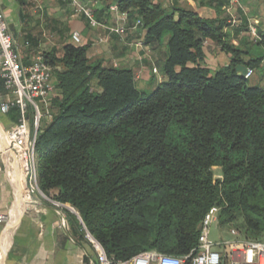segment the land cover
<instances>
[{
    "label": "trees",
    "instance_id": "obj_1",
    "mask_svg": "<svg viewBox=\"0 0 264 264\" xmlns=\"http://www.w3.org/2000/svg\"><path fill=\"white\" fill-rule=\"evenodd\" d=\"M112 4L140 19L147 44L169 36L163 79L144 92L131 70L92 63L86 45L43 53L55 92L36 140L41 192L70 205L77 233L85 238L79 217L115 261L187 256L214 207L224 228L237 222L242 238L264 242V89L238 71L260 66L264 40L251 52L229 42L221 5L210 20L154 0ZM206 40L229 66H206ZM9 116L17 123L18 109Z\"/></svg>",
    "mask_w": 264,
    "mask_h": 264
},
{
    "label": "crops",
    "instance_id": "obj_2",
    "mask_svg": "<svg viewBox=\"0 0 264 264\" xmlns=\"http://www.w3.org/2000/svg\"><path fill=\"white\" fill-rule=\"evenodd\" d=\"M82 1L89 3L92 0ZM112 2L103 0L93 7L94 14L98 12L103 20L100 26H92L87 19L77 16L68 0H0V9L24 66H29L37 54L52 50L62 57L64 47L72 44V33L79 32L83 45L89 47L88 59L92 63L129 69L137 87L153 93L163 79L161 68L169 36L162 42L147 44L146 31L137 16L132 20L128 18V29L123 35L111 33L109 29L115 22L105 6L113 5ZM154 2L164 7L191 10L210 20L218 18L216 7L221 5L222 16L228 18L224 32L229 42L251 52L256 40L252 29L260 41L264 40V0ZM205 54V64L213 71L231 63V56L211 40L205 41ZM249 59L250 56L245 57V61ZM154 68L157 74L153 72ZM248 70L245 66L238 67L242 75ZM258 71L264 73V59L257 69H252V78ZM9 98L0 79V107ZM43 110L49 112L45 106ZM48 121L45 117L42 126ZM16 124L9 113L3 114L0 110V210L10 214L9 223L0 224V264H98L91 244L76 231L75 221L70 217L75 214L68 208L70 205L58 208L52 200L38 193L31 201L25 198L24 174L16 157L10 153L5 136Z\"/></svg>",
    "mask_w": 264,
    "mask_h": 264
},
{
    "label": "built area",
    "instance_id": "obj_3",
    "mask_svg": "<svg viewBox=\"0 0 264 264\" xmlns=\"http://www.w3.org/2000/svg\"><path fill=\"white\" fill-rule=\"evenodd\" d=\"M79 17H84L92 26H100L96 21L92 10L103 0H92L85 3L82 0H68ZM109 14L113 17L115 25L109 30L111 33L123 35L128 29V15L122 12L118 5L109 7ZM140 24V23H139ZM138 24V25H139ZM256 40L258 37L255 30ZM71 43L82 46V37L79 32L72 33ZM153 72L158 73L154 68ZM253 75L252 70L245 74L246 79ZM0 79L10 98L0 107L3 114H8L12 109L19 111V119L12 130L6 133L9 149L16 157L25 179V198L31 201L34 194H41L48 199L40 190L38 185V168L36 158V140L41 121L50 117L47 109L50 99L55 92L52 84V69L45 61L42 53L37 54L29 66H24L21 56L15 48L12 35L5 16L0 9ZM43 104V106H42ZM32 114V123L30 120ZM56 207H64L63 204L52 201ZM71 211L78 216L74 209ZM79 218V217H78ZM85 239L91 244L96 252L98 264H264V242H257L241 237L236 229H230V240L221 239L218 242L210 240V228L212 224L219 226V209L212 208L205 216L198 247L184 257H176L159 253L157 251L143 252L127 261H115L109 258L98 241L86 230ZM10 221V214H4L0 210V224L6 225ZM62 224L65 220L62 218Z\"/></svg>",
    "mask_w": 264,
    "mask_h": 264
},
{
    "label": "rangeland",
    "instance_id": "obj_4",
    "mask_svg": "<svg viewBox=\"0 0 264 264\" xmlns=\"http://www.w3.org/2000/svg\"><path fill=\"white\" fill-rule=\"evenodd\" d=\"M248 83H249V85H251V86H255V87H258V88H260V89H264V73L262 72V71H258L257 73H256V76H254V78H250L249 80H248ZM44 123V119L41 121V124H43ZM40 167V163H39V161H38V159H37V168H39ZM218 176V175H217ZM68 208H70V210L71 209H73L72 207H68ZM240 223V222H239ZM238 225H237V222L236 223H234V224H231L230 226H226V228H224L221 224H219V226H218V224H212L211 225V228H210V231H211V234H210V240L211 241H215V242H218V241H220L221 239H225V240H230V239H232L233 237L231 236V234H229V230L232 228H234V229H239L238 227H237ZM240 231V230H239ZM241 232V231H240ZM242 234V236H243V232H241Z\"/></svg>",
    "mask_w": 264,
    "mask_h": 264
},
{
    "label": "bare ground",
    "instance_id": "obj_5",
    "mask_svg": "<svg viewBox=\"0 0 264 264\" xmlns=\"http://www.w3.org/2000/svg\"><path fill=\"white\" fill-rule=\"evenodd\" d=\"M7 146H8V148H9L8 141H7ZM9 150H10V149H9ZM22 175H23V173H22Z\"/></svg>",
    "mask_w": 264,
    "mask_h": 264
},
{
    "label": "water",
    "instance_id": "obj_6",
    "mask_svg": "<svg viewBox=\"0 0 264 264\" xmlns=\"http://www.w3.org/2000/svg\"><path fill=\"white\" fill-rule=\"evenodd\" d=\"M10 153H12V151L10 150ZM13 154V153H12ZM75 211V210H74Z\"/></svg>",
    "mask_w": 264,
    "mask_h": 264
}]
</instances>
